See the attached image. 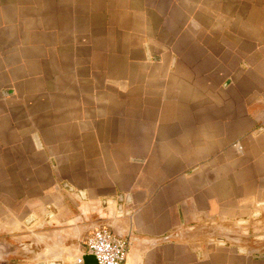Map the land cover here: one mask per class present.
<instances>
[{
	"label": "crops",
	"instance_id": "obj_1",
	"mask_svg": "<svg viewBox=\"0 0 264 264\" xmlns=\"http://www.w3.org/2000/svg\"><path fill=\"white\" fill-rule=\"evenodd\" d=\"M263 210L264 0H0V264L103 225L127 264H264L209 230Z\"/></svg>",
	"mask_w": 264,
	"mask_h": 264
},
{
	"label": "rangeland",
	"instance_id": "obj_2",
	"mask_svg": "<svg viewBox=\"0 0 264 264\" xmlns=\"http://www.w3.org/2000/svg\"><path fill=\"white\" fill-rule=\"evenodd\" d=\"M21 64H10L8 67L10 70L14 71V74L18 78H23L27 76L28 73L33 72L36 69L35 64H24L22 68ZM48 67L50 65H47ZM6 71V69H4ZM15 76V77H16ZM6 80V79H5ZM4 80V81H5ZM264 210L261 212V216H251L249 218L244 217L243 221H230L224 223H218L216 226L209 228L211 230L210 234L212 237L215 236H224L225 242L229 244H233V246L241 245L243 246L244 251L248 249V247H252L258 249L262 245H264ZM248 219V220H247ZM242 220V219H240ZM206 229L207 226H205ZM201 229L200 227H194L192 230H189V234H196ZM215 242L220 243L217 239L214 238ZM222 244V243H220ZM226 245V244H223ZM252 250V249H250Z\"/></svg>",
	"mask_w": 264,
	"mask_h": 264
},
{
	"label": "built area",
	"instance_id": "obj_3",
	"mask_svg": "<svg viewBox=\"0 0 264 264\" xmlns=\"http://www.w3.org/2000/svg\"><path fill=\"white\" fill-rule=\"evenodd\" d=\"M85 253L96 256L98 264H127L131 240L117 235L110 226H99L91 230L84 241ZM83 263V257L78 258Z\"/></svg>",
	"mask_w": 264,
	"mask_h": 264
},
{
	"label": "water",
	"instance_id": "obj_4",
	"mask_svg": "<svg viewBox=\"0 0 264 264\" xmlns=\"http://www.w3.org/2000/svg\"><path fill=\"white\" fill-rule=\"evenodd\" d=\"M118 235L121 236V237H124V234H122V232H119ZM175 235H179V232L172 233V234L166 235L164 237H159V238H156V239H143V238L133 237V240L138 241V242H142V243H145V244H149V245H155V244H158V243H161V242L169 241ZM216 239L220 243L226 244L224 237H217ZM35 252L36 251L34 249H32L31 253H35ZM37 264H47V263L38 262ZM48 264H61V263L58 262V261H54V262H50ZM82 264H98V261H97V258H96L95 255L86 253L83 256V263Z\"/></svg>",
	"mask_w": 264,
	"mask_h": 264
}]
</instances>
